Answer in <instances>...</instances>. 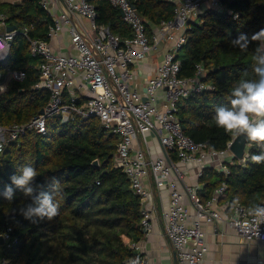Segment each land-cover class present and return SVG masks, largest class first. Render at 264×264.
Wrapping results in <instances>:
<instances>
[{"label":"trees","instance_id":"trees-1","mask_svg":"<svg viewBox=\"0 0 264 264\" xmlns=\"http://www.w3.org/2000/svg\"><path fill=\"white\" fill-rule=\"evenodd\" d=\"M93 3L97 25L109 27L112 34L122 38L132 36L120 10L109 0ZM134 6L149 31L151 26L174 17L175 6L169 0H136ZM223 7V12L207 10L197 22L189 23L187 42L177 56L181 62L180 77H194L198 66H203L207 71L205 82L215 86L213 91L183 100L178 116L186 136L216 151L225 150L233 137L216 126L215 111L221 106L230 107L231 90L241 78L258 79L252 68L253 56L261 43L252 42L251 35L264 29V0H228ZM0 14L8 17L10 25L28 28L31 38L50 40L49 29L54 22L41 7V0H23L19 4L0 0ZM235 14L239 17L235 18ZM241 34L248 37L247 51L232 44ZM39 62V58L31 56L28 41L18 35L7 65L24 72L26 77L21 82L12 81L8 91L0 94L1 125L25 124L47 106L49 93L34 89L39 80ZM0 70L5 67L0 66ZM118 142V136L102 127L96 118L63 125L54 117L48 121L46 135L27 132L8 144L0 156V236L11 226L18 243L11 248L0 245V262L5 259L12 264H126L135 255L128 244L139 243L145 237L141 198L122 169L116 167ZM249 144L247 165H229L227 177L215 169H204L199 179L204 201L225 182L227 192L221 202H229L230 213L237 197L247 208L263 205L264 162L252 161V155L260 154L261 149L251 141ZM96 160L98 168L94 166ZM29 166L38 173L32 183L33 197H25L13 186L14 200H5L2 193L11 184L10 177L20 175ZM54 180L59 182L54 195L59 214L51 221L33 223L25 219L21 209L32 204L41 191L51 192ZM57 240L63 244L60 252L44 251L48 242Z\"/></svg>","mask_w":264,"mask_h":264},{"label":"built area","instance_id":"built-area-1","mask_svg":"<svg viewBox=\"0 0 264 264\" xmlns=\"http://www.w3.org/2000/svg\"><path fill=\"white\" fill-rule=\"evenodd\" d=\"M135 1L109 0L123 12L122 18L132 30L131 37L123 38L112 34L109 27L97 25L93 0H64L76 18L74 22L58 0H41V7L54 22L49 29V41L31 38L28 28L17 26L15 31L9 32L12 25L8 17L0 14V44L7 50V55L0 59V66L5 67L4 71L0 70V94L8 91L12 81L21 82L26 77L24 72L7 65L12 43L22 35L29 43L31 56L40 59L39 80L34 89L47 91L50 96L44 113L29 122L0 124V156L10 142L27 132L46 135L51 118H59L63 125L96 118L102 127L119 138L116 167L122 169L133 191L141 198V224L145 235L153 229L155 190L169 192V204L162 217L163 234L176 252L177 264H203L208 252L205 227L224 221L243 242L264 243V223L259 226L252 223L245 205L239 203L232 208L230 216L224 217L229 209V202L221 204L227 192L225 182L207 201L201 197L202 184L183 183L188 166L198 168V179L206 168L227 177L229 165L246 166L249 158V141L244 157L238 159L231 151L236 138H232L225 150L216 151L186 136L178 116L183 100L215 90L214 85L205 82L207 71L203 66H198L194 77H180L181 62L177 56L187 42L189 23L197 22L207 10L223 12V4L219 0H169L175 6L174 17L153 26L149 32L134 6ZM238 17L235 14V18ZM64 34L72 52H57L52 46L54 41H61ZM159 45L169 48L155 75L137 84L135 68ZM148 180L152 181L154 191L148 188ZM1 236L7 248L18 243L11 226H7ZM128 246L135 255L126 264H149L139 243L130 242ZM0 264L12 263L4 259Z\"/></svg>","mask_w":264,"mask_h":264},{"label":"clouds","instance_id":"clouds-1","mask_svg":"<svg viewBox=\"0 0 264 264\" xmlns=\"http://www.w3.org/2000/svg\"><path fill=\"white\" fill-rule=\"evenodd\" d=\"M251 41L261 43V47L256 49L253 56L252 71L258 79L241 78L231 90L230 107H218L214 121L218 128H222L233 138L244 135L248 141L256 144L261 151L258 155H252L251 159L259 164L264 162V55H260L264 52V29L252 34ZM232 44L234 47L238 46L241 51H247L249 40L246 35L241 34ZM6 55V46L0 44V59ZM37 175L36 169L31 166L23 168L20 175H12L11 184L6 185L2 193L3 198L9 202L14 200L13 186L21 190L25 197H33L35 189L32 183ZM58 188L59 182L54 180L52 191H41L32 204L21 209V215L33 223L45 219L51 221L59 214L58 206L54 203ZM238 204L239 197L233 201L232 206L236 207ZM247 214L257 226L264 223V205H251Z\"/></svg>","mask_w":264,"mask_h":264},{"label":"crops","instance_id":"crops-1","mask_svg":"<svg viewBox=\"0 0 264 264\" xmlns=\"http://www.w3.org/2000/svg\"><path fill=\"white\" fill-rule=\"evenodd\" d=\"M23 0H2L4 3L19 4ZM76 19L75 16L73 17ZM87 23V22H86ZM150 31L153 27H150ZM54 50L57 52H72L69 45V39L66 34L63 35L61 41L52 43ZM62 46V47H61ZM63 48V49H62ZM169 48L168 45H159L150 57L142 61L135 70L138 71L137 84L144 82L145 78L153 77L156 69L162 61L163 55ZM154 143L157 144L150 138ZM184 185H194L199 183L197 177L198 168L196 166H188L185 169ZM147 186L151 190H155L152 181H147ZM187 202V200H186ZM169 204V192L167 190H155V210L153 213L152 225L153 229L150 233L139 242L141 253L145 256L149 264H177L176 252L163 234V214ZM225 204V202H221ZM229 209L224 213V217L230 216ZM206 242L208 252L205 255L203 264H264V243L253 241L245 243L238 237L236 232L224 221L220 224L205 227Z\"/></svg>","mask_w":264,"mask_h":264},{"label":"water","instance_id":"water-1","mask_svg":"<svg viewBox=\"0 0 264 264\" xmlns=\"http://www.w3.org/2000/svg\"><path fill=\"white\" fill-rule=\"evenodd\" d=\"M60 3V6L62 7V9L66 12V14L68 15V17L70 18L71 21L74 22L73 19V15L72 13L68 10V8L65 5L64 0H58ZM222 4L226 3L228 0H219ZM121 16L123 17L124 14L122 11H120ZM17 29V26H12L8 28L9 32L15 31ZM44 110L40 111V114H43ZM248 140L246 139V136L241 135L239 137H236V139L234 140L232 146H231V151L234 153V155L236 156V158L238 159H242L244 157L245 154V150H246V146H247ZM94 166L96 168H98L100 166L99 161L96 160L94 162ZM4 241L2 236H0V245H3Z\"/></svg>","mask_w":264,"mask_h":264},{"label":"rangeland","instance_id":"rangeland-1","mask_svg":"<svg viewBox=\"0 0 264 264\" xmlns=\"http://www.w3.org/2000/svg\"><path fill=\"white\" fill-rule=\"evenodd\" d=\"M49 249L54 252H60L63 249V244L60 240L48 242L47 245L44 247V251Z\"/></svg>","mask_w":264,"mask_h":264}]
</instances>
